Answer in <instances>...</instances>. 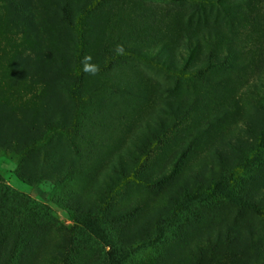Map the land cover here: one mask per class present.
I'll return each instance as SVG.
<instances>
[{"label":"rangeland","instance_id":"374dc122","mask_svg":"<svg viewBox=\"0 0 264 264\" xmlns=\"http://www.w3.org/2000/svg\"><path fill=\"white\" fill-rule=\"evenodd\" d=\"M247 198L264 209V0H0V264H195L198 241L201 264H259Z\"/></svg>","mask_w":264,"mask_h":264},{"label":"trees","instance_id":"16d2710c","mask_svg":"<svg viewBox=\"0 0 264 264\" xmlns=\"http://www.w3.org/2000/svg\"><path fill=\"white\" fill-rule=\"evenodd\" d=\"M149 133H151L149 131ZM137 142H133V147L138 151V153L135 155L134 153H129V156L131 159L133 160H136L138 162V160L140 161L141 165L143 164V162L145 161L146 157H142V156H139L141 154H143L145 151H146V146L148 145V142H149V139L147 138V135L145 133H142L140 137H137ZM141 153V154H140ZM119 174L123 175L126 179V181H129V180H136V181H139V182H143V183H156L157 181H160L161 179L160 178H148L144 175H138L137 172H132V173H128L127 171L125 170H121V172H119ZM165 177H163L164 179ZM112 181V179L110 180V182ZM110 182H107L106 183V187L103 188L101 191H104L106 189L109 188L110 186ZM186 189H184L185 191ZM101 199V198H100ZM244 200V205L254 209L257 211V214L262 217L264 216V209H260L258 206H260L259 204H257V202L254 201L251 202L249 198L247 199H242ZM132 209H129L128 210V213L131 211ZM74 217L76 219V221H78L82 227L86 228L88 231L92 232L93 234L96 235V237H98L99 239L103 240V241H108L110 244H113L115 243L112 238H109L108 235L104 234V231L103 229L101 228L100 226V221L98 220V218H93L91 216V214L88 212V211H83V209H78L76 210V212L74 213ZM150 227H147V229H150L153 227L152 224L149 225ZM146 236H147V233L145 234H142L140 233L139 235L138 234H135L133 236V240L135 239V241H137V243H144L146 242ZM235 240H237L238 238H240V235L239 234H236L234 237H233ZM264 238V234L262 232H259V233H254L253 231L249 230L247 232V236L245 237L246 240H249V242H251L252 239H263ZM209 239H212V238H209ZM203 246V242L202 241H198L196 243V247L198 249V254L197 253H194L192 252V255H193V258L195 260V264H201L199 262H196L198 260L199 257H201V252H200V248ZM260 252V251H259ZM230 258L233 257V254H230L229 255ZM261 259H264V247L263 249L261 250L260 252V256H259V264H263Z\"/></svg>","mask_w":264,"mask_h":264},{"label":"clouds","instance_id":"9594fccd","mask_svg":"<svg viewBox=\"0 0 264 264\" xmlns=\"http://www.w3.org/2000/svg\"><path fill=\"white\" fill-rule=\"evenodd\" d=\"M86 60L90 61L91 57H87ZM83 70L87 73H91L92 75H95L98 71V68L94 64L85 63Z\"/></svg>","mask_w":264,"mask_h":264}]
</instances>
